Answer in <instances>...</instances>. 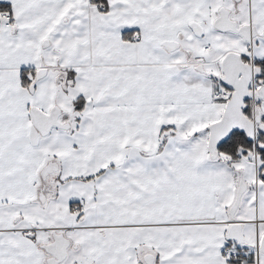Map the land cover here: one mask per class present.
<instances>
[{
  "label": "snow or ice",
  "instance_id": "obj_1",
  "mask_svg": "<svg viewBox=\"0 0 264 264\" xmlns=\"http://www.w3.org/2000/svg\"><path fill=\"white\" fill-rule=\"evenodd\" d=\"M0 264H264V0H0Z\"/></svg>",
  "mask_w": 264,
  "mask_h": 264
}]
</instances>
